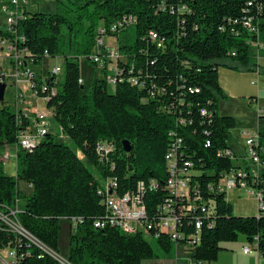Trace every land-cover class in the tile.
Masks as SVG:
<instances>
[{"label": "trees", "instance_id": "obj_1", "mask_svg": "<svg viewBox=\"0 0 264 264\" xmlns=\"http://www.w3.org/2000/svg\"><path fill=\"white\" fill-rule=\"evenodd\" d=\"M57 1L53 13L24 10L26 20L12 28L0 27V40L26 53L33 71L48 59H65L60 76L44 79L39 72L33 85L41 98H50L47 107L67 137L47 135L32 150L23 149L19 134L29 120L0 102V148L18 147L16 176L6 175L0 162V208L26 198L20 183L27 184L33 190L19 220L49 249L59 252L61 220L81 219L69 236L71 264H142L158 256L144 235L94 227L107 215L98 196L99 179L116 180L121 196L144 183V205L152 220L157 206L166 200L167 148L172 138H180L189 154L196 155L202 198L215 205L214 226L205 221L200 245L189 255L205 264L215 261L222 243L236 242L243 235L250 243L257 238L264 256V216L235 215L226 194L217 192L222 175L235 169L220 151L232 150L245 167L250 165L246 152L239 156L230 145L236 119L219 113L227 95L219 85L218 70H252L256 65L248 42L257 36H251L244 23L252 17L259 34L264 33V14L258 13L264 0ZM124 16L135 17L137 24L132 37L121 44L127 57L126 63H120L123 82L114 86L113 93L103 77H94L88 87L80 85V59L97 68L92 55L98 28L101 24L109 28ZM151 31L164 39L163 51L150 42ZM134 77L141 87L129 84ZM196 89L199 93L190 92ZM258 137L264 149V116L259 119ZM124 141L131 143V152L125 151ZM101 142L116 146L108 162L98 155ZM151 182H156L157 190L150 188ZM182 230L194 233L193 220L186 218ZM156 243L165 253L173 247L163 235ZM9 246L18 249L19 264H59L39 248L17 243L14 235L0 231V250Z\"/></svg>", "mask_w": 264, "mask_h": 264}, {"label": "built area", "instance_id": "obj_2", "mask_svg": "<svg viewBox=\"0 0 264 264\" xmlns=\"http://www.w3.org/2000/svg\"><path fill=\"white\" fill-rule=\"evenodd\" d=\"M22 0H8L7 6L3 12L6 15V23L9 28L16 26L20 21L26 20L27 16L24 15L22 8ZM251 6L252 3H249ZM258 13L264 14V5H258ZM183 12L189 11L187 7L180 8ZM255 19L252 17L247 18L244 27L248 28L251 36L256 35V40H249L248 44L251 48L257 49L263 47L259 39L258 27L254 24ZM137 24V19L133 16H124L109 28L103 24L97 30L98 36L96 40L95 52L92 55L93 61L102 69L103 79L106 80L108 86H116L124 80V69L120 63H126L127 57L121 51V42L119 39L122 34L130 33V30ZM150 42L154 44L158 50L165 49L164 39L160 38L154 31L148 34ZM107 38H112L114 44L106 43ZM118 42V43H117ZM7 44L9 46V64L14 73V78L19 81H25L31 86L32 99L37 102L41 98L34 89L33 80L36 73L32 70L31 66L26 63V53L19 52L13 45L8 42L0 40V44ZM121 43V44H120ZM62 69L57 66L46 73L44 79L49 77L59 76ZM100 77V78H102ZM131 86L141 87L142 84L135 77L130 79ZM7 85V76L4 72H0V84ZM80 85H84V78H80ZM8 88V87H7ZM45 88V87H44ZM43 90H46L44 89ZM7 91V90H6ZM192 93H199V90H190ZM55 93V92H54ZM29 95L20 96L16 99L14 108L21 107V111L15 110L17 115H23L29 120V126L22 130L19 134V144L23 149L32 150L35 148L47 135L59 136L61 139H67L65 134L56 127L54 123V111L47 107L50 101L49 97H44L46 107L43 111H39L38 105L33 106V110L27 107L26 100ZM30 97V96H29ZM254 103L253 100H249ZM39 103V102H38ZM207 112V111H206ZM206 112H202L204 115ZM210 116L214 112H207ZM260 115L264 114L262 109H259ZM55 129L56 133H52ZM173 137V136H172ZM169 143L165 154V162L169 179L165 186L166 200L162 205L156 208V214L151 218L147 213L146 206L144 205V198L147 193V186L144 183H139L136 190L132 193H127L123 196L119 195L117 190L119 188L116 180L99 179L98 196L101 198V203L107 211V215L103 220H97L94 227L99 230L107 228L118 229L125 234H142L150 242L157 241L162 235L166 236L170 243L176 248L178 257L175 264H205L192 259L189 255L190 251L200 245L201 232L205 221L207 226H214L215 222V205L211 201H206L202 198L199 192V185L197 186L196 178H199L201 172L196 170L194 164V157L190 155L184 147V142L180 138H172ZM259 137L248 136L245 139V152L246 158L250 165L245 167L242 163L238 166L239 158L236 157L232 150L220 151V155L229 158L235 164V169L229 173L222 175L217 184V192L228 194L232 191L246 190L250 198L254 199L257 205V214L264 215V149L260 148ZM210 146V141H206V147ZM10 147L15 148L16 163L18 147L5 146L7 150ZM116 151V146L110 142H101L98 144L97 152L100 160L108 162L109 156ZM14 157L7 150L6 159L10 160ZM151 189H158L156 182H151ZM0 208V231L7 232L16 237V242L20 243L25 241L27 246H35L49 255L59 264H71L69 261L62 259L53 250L49 249L30 232H28L21 224L18 215L22 213L17 199L16 205L3 206ZM190 218L193 220L194 233L187 234L183 232L185 227V219ZM72 228H77L81 219H72L68 221ZM257 238L250 246L244 249L245 254H250L254 248L258 249ZM1 252H6L7 256L3 257ZM19 251L15 247H5L0 250V261L2 264H19L20 256ZM180 254H185L186 257L180 259Z\"/></svg>", "mask_w": 264, "mask_h": 264}, {"label": "rangeland", "instance_id": "obj_3", "mask_svg": "<svg viewBox=\"0 0 264 264\" xmlns=\"http://www.w3.org/2000/svg\"><path fill=\"white\" fill-rule=\"evenodd\" d=\"M64 1V0H60ZM3 3H6V0H0V5ZM22 4H25L26 7L30 10V12H45V13H53L56 11L57 6H58V1L57 0H22ZM0 27L2 29H7L9 26L6 23V15L2 11V8L0 7ZM133 31L131 30L130 33L122 34L121 35V43H124L127 38L132 37ZM112 38H107L106 43L108 44H114ZM118 43V42H117ZM120 43V44H121ZM8 47V45L6 44ZM7 48H1L0 51V72H4L7 76V91L5 92V98L4 101L5 103L13 106V104L16 103V99L19 98L20 96L24 97L26 95H29L30 97L33 98L34 94H32V89L31 86L25 81V79H21L17 81L14 78V73L12 72L13 67L9 64V50ZM252 53L254 55L255 49L251 48ZM4 52V53H3ZM65 59L63 57H59L57 59H48L46 63L43 64L42 68H34V72L38 73L39 72L42 74V78L46 76V73L50 70H52L54 67L59 66L62 71L64 67ZM80 68H81V75L85 80L86 86L88 87L91 80L94 77H102V69L98 66L95 70L93 66L85 60V58L80 59ZM222 68V67H220ZM61 71V73H62ZM264 72V69H263ZM60 73V75H61ZM59 75V76H60ZM264 75V74H263ZM59 82H61V77H58ZM261 82V81H260ZM109 91L113 93L114 91V86H109ZM39 105L41 108L46 107V102L43 98H39ZM229 105H225L224 100L221 101L220 103V108H219V113L220 115H228L232 116L235 119L237 118L240 123H247V124H252L253 126L256 125L257 127V120H258V114L256 112V109L249 105L247 103V99L245 102H241L240 100H235V101H229ZM240 102V103H239ZM232 107H235V109L232 111ZM12 108V107H11ZM15 112L21 111V107L12 108ZM244 119H247L244 120ZM255 127V128H256ZM52 133H56V130L53 129ZM61 139V135H60ZM61 140H66V139H61ZM232 139L230 140V142ZM9 147V146H8ZM7 150L12 154L14 157H11L10 160L6 159V154ZM5 148H0V162L3 163V170L6 175L8 176H16L17 174V163H16V152L14 147H10L8 149ZM83 158V157H81ZM241 163V161H239ZM238 163V164H239ZM20 190L23 192L25 196H30L32 194V190L30 186L24 183H20ZM26 198H22L21 201H19V206L22 209L23 206L26 203ZM226 199L229 201V203L232 204L234 208V213L235 215H239V213H252L250 215H256L257 216V205L254 199L250 198L248 195V192L246 190H240V191H232L229 192L226 195ZM61 238H60V248L59 252H55L58 256H60L62 259H65L68 261V253H69V236L71 231L75 232L76 228L70 229V224L67 220L63 219L61 220ZM150 243L153 245L155 248V252L157 253V257L152 259L150 263H143V264H175L176 259L178 257V253L176 251V248L173 246L171 251L169 253H165L162 249L159 248L158 244L156 241H151ZM1 255L3 257L7 256L6 252H1ZM186 257L185 254H181L179 256L180 259ZM0 264L1 261H0Z\"/></svg>", "mask_w": 264, "mask_h": 264}, {"label": "crops", "instance_id": "obj_4", "mask_svg": "<svg viewBox=\"0 0 264 264\" xmlns=\"http://www.w3.org/2000/svg\"><path fill=\"white\" fill-rule=\"evenodd\" d=\"M7 4L8 0H6V3L0 5L2 11L7 6ZM25 7L26 5L22 4V8L26 12H30V10ZM259 39L262 42L263 47L255 49L257 51H255L253 55V63L256 65L252 70L242 69L240 71H234L226 67L219 68L218 70L219 85L222 88L223 92L227 95V98L224 100L223 104L229 105V101L235 100L245 102L247 99V103L256 109L257 114L259 113V109H262L264 111V33L259 36ZM3 47L9 49V46L7 47L6 44L1 43L0 49ZM249 100H253L254 103H250ZM25 105L27 107H30L31 110H33V106L35 105H38L39 111H43L44 109L40 107L39 103L35 99H32L29 96L26 100ZM234 109L235 107H232V111ZM263 116L264 114H258L259 118L257 120V127L256 125L253 126L252 124L250 125L247 123H240L236 118L237 127L232 131V141L230 142V145L239 156H243V154L245 153V139L248 136L258 135L259 119ZM244 120L247 121V119ZM242 163L243 162L241 161V163L237 165L241 166ZM250 214L252 213H239V215L237 216H256ZM251 243L243 235H240L238 241L236 242L222 243L221 247L223 250L219 253L217 260L206 264H264V256L261 255L258 249L254 248V251L250 254L244 253V249L250 246ZM150 261L152 260H146L144 262L150 263Z\"/></svg>", "mask_w": 264, "mask_h": 264}, {"label": "water", "instance_id": "obj_5", "mask_svg": "<svg viewBox=\"0 0 264 264\" xmlns=\"http://www.w3.org/2000/svg\"><path fill=\"white\" fill-rule=\"evenodd\" d=\"M6 90H7V85L5 83H1L0 84V102L4 101ZM123 145H124V149L126 152H131L132 146L129 141H124Z\"/></svg>", "mask_w": 264, "mask_h": 264}, {"label": "bare ground", "instance_id": "obj_6", "mask_svg": "<svg viewBox=\"0 0 264 264\" xmlns=\"http://www.w3.org/2000/svg\"><path fill=\"white\" fill-rule=\"evenodd\" d=\"M258 215H260V216H264V215H261V214H258Z\"/></svg>", "mask_w": 264, "mask_h": 264}]
</instances>
